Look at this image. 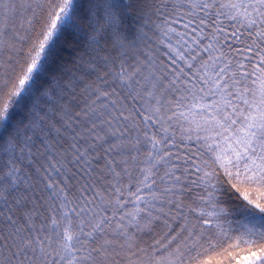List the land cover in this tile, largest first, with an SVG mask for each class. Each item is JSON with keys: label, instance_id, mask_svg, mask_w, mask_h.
Masks as SVG:
<instances>
[{"label": "snow or ice", "instance_id": "obj_1", "mask_svg": "<svg viewBox=\"0 0 264 264\" xmlns=\"http://www.w3.org/2000/svg\"><path fill=\"white\" fill-rule=\"evenodd\" d=\"M213 257L264 264V0H0V264Z\"/></svg>", "mask_w": 264, "mask_h": 264}, {"label": "trees", "instance_id": "obj_2", "mask_svg": "<svg viewBox=\"0 0 264 264\" xmlns=\"http://www.w3.org/2000/svg\"><path fill=\"white\" fill-rule=\"evenodd\" d=\"M237 252H239V257H238V258H239L241 261H242V259H243V256L248 254V253H247V249H245V248L238 249ZM218 259H224V260H225V264H227V260H226V258H219V257H213V258H212V264H217V260H218ZM233 264H235V261H233Z\"/></svg>", "mask_w": 264, "mask_h": 264}]
</instances>
